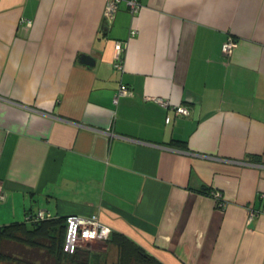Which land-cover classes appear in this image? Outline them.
Segmentation results:
<instances>
[{"label":"crops","instance_id":"crops-1","mask_svg":"<svg viewBox=\"0 0 264 264\" xmlns=\"http://www.w3.org/2000/svg\"><path fill=\"white\" fill-rule=\"evenodd\" d=\"M107 1L0 0V226L96 215L162 264H264V0Z\"/></svg>","mask_w":264,"mask_h":264},{"label":"trees","instance_id":"trees-1","mask_svg":"<svg viewBox=\"0 0 264 264\" xmlns=\"http://www.w3.org/2000/svg\"><path fill=\"white\" fill-rule=\"evenodd\" d=\"M39 212L41 210L27 211L22 222L0 226V264H10L11 261L16 262L15 264H30V258L35 261L48 258L52 264L66 262L90 264L89 250L75 248L72 253L63 251L66 217L56 218L42 211L44 216L40 219ZM53 228H58L57 238L49 234ZM9 242H12L11 246ZM109 243L118 246L120 264H162L135 242L121 234L116 235L112 232ZM26 244L31 247V250L25 249ZM41 248H45V253L42 255L39 254Z\"/></svg>","mask_w":264,"mask_h":264},{"label":"built area","instance_id":"built-area-1","mask_svg":"<svg viewBox=\"0 0 264 264\" xmlns=\"http://www.w3.org/2000/svg\"><path fill=\"white\" fill-rule=\"evenodd\" d=\"M121 0H108L105 12H104V21L107 24H112L114 20V16L118 10V5ZM128 9L131 13L137 11L139 5L135 0L127 1ZM30 21H26V25H30ZM135 32L131 31V35H134ZM236 47V42L232 37L227 38V40L222 44L221 51L225 55H229L233 49ZM115 67L118 70H122V65L118 62ZM131 92L125 86H119L114 93L113 103L116 104L120 97L129 95ZM155 101L159 103L161 106L166 107L167 103L160 98H156ZM173 110L176 115L187 116L189 114V110L185 106H175ZM169 117L165 119V122L168 123ZM5 198V194L3 192V187L0 182V201ZM44 213L41 211L38 213V217L42 219ZM112 229L102 223L96 215H92L90 217H81L77 215H70L66 217V235L64 242V251L66 253H72L73 250L77 247L78 241L88 242L93 240H105L109 237Z\"/></svg>","mask_w":264,"mask_h":264},{"label":"rangeland","instance_id":"rangeland-1","mask_svg":"<svg viewBox=\"0 0 264 264\" xmlns=\"http://www.w3.org/2000/svg\"><path fill=\"white\" fill-rule=\"evenodd\" d=\"M90 217V216H89ZM66 222V221H65ZM51 237H58V228H53L49 232ZM66 235V231H65ZM112 235V231L109 237L105 240H93L88 242L78 241V245L76 248L89 250L91 253V263L90 264H120V250L117 245L109 243L110 237ZM65 242V239H64ZM64 242H63V251H64ZM9 245H12V242H9ZM25 249L31 250L29 245H25ZM65 252V251H64ZM45 248H41L39 250V254H44ZM66 253V252H65ZM31 261V262H30ZM16 262H12L10 264H15ZM30 264H52L48 258L45 260H29ZM64 264H75V263H64Z\"/></svg>","mask_w":264,"mask_h":264},{"label":"water","instance_id":"water-1","mask_svg":"<svg viewBox=\"0 0 264 264\" xmlns=\"http://www.w3.org/2000/svg\"><path fill=\"white\" fill-rule=\"evenodd\" d=\"M79 62L81 64H84L86 66H93L94 65V60L91 58L89 55L82 54L79 58Z\"/></svg>","mask_w":264,"mask_h":264}]
</instances>
